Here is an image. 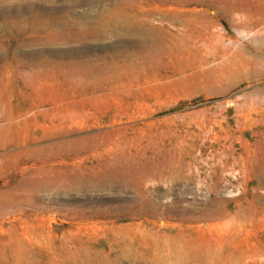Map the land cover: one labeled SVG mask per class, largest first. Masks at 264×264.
I'll use <instances>...</instances> for the list:
<instances>
[{
	"label": "rangeland",
	"instance_id": "374dc122",
	"mask_svg": "<svg viewBox=\"0 0 264 264\" xmlns=\"http://www.w3.org/2000/svg\"><path fill=\"white\" fill-rule=\"evenodd\" d=\"M0 264H264V0H0Z\"/></svg>",
	"mask_w": 264,
	"mask_h": 264
}]
</instances>
